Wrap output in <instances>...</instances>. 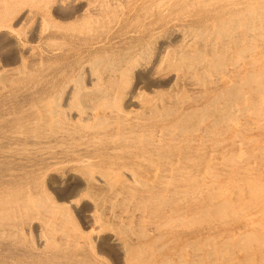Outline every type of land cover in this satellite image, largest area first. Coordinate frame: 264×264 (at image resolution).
<instances>
[{
	"label": "rangeland",
	"instance_id": "obj_1",
	"mask_svg": "<svg viewBox=\"0 0 264 264\" xmlns=\"http://www.w3.org/2000/svg\"><path fill=\"white\" fill-rule=\"evenodd\" d=\"M262 70L264 0H0V264H264Z\"/></svg>",
	"mask_w": 264,
	"mask_h": 264
},
{
	"label": "bare ground",
	"instance_id": "obj_2",
	"mask_svg": "<svg viewBox=\"0 0 264 264\" xmlns=\"http://www.w3.org/2000/svg\"><path fill=\"white\" fill-rule=\"evenodd\" d=\"M262 2H263V1H262ZM255 12H256V11H255ZM259 15H260V14H259ZM258 17H259V16H258ZM254 24H255V23H254ZM249 26H250V25H249ZM82 29H83V28H82ZM252 37H253V36H252ZM262 72H264V71L262 70ZM259 74H260V73H259ZM255 76H256V75H255ZM256 77H257V76H256ZM256 77H255V78H256ZM258 77H259V75H258ZM252 78H253V77H252ZM253 79H254V78H253ZM259 79H260V78H259ZM261 79H262V78H261ZM261 79H260V80H261ZM250 80H251V79H250ZM250 80H249V81H250ZM256 80H257V79H256ZM260 80H259V81H260ZM253 82H254V80H253ZM257 82H258V81H257ZM261 82H263V81H261ZM258 84H259V82H258ZM262 85H263V84H262ZM257 86H259V85H257ZM263 86H264V85H263ZM251 89H252V88H251ZM257 89H260V88L258 87ZM261 91L264 92V90H262V89H261ZM250 93H251V91H250ZM256 93L258 94V90H257ZM259 94L261 95V93H259ZM259 94H258V95H259ZM263 94H264V93H263ZM261 96H262V95H261ZM254 102H255V101H254ZM259 103H260V102H259ZM255 104H256V102H255ZM255 104H254V105H255ZM257 106H259V105H257ZM209 109H212V108H209ZM216 109L218 110L217 113H219V112L221 111V108H220V107H219V108L216 107ZM222 109H223V108H222ZM221 112H222V111H221ZM230 114H231V113H230ZM216 117H217V115H216ZM220 117H222V116H220ZM215 119H216V118H215ZM211 121H212V120H211ZM211 121H210V122H211ZM236 174H237V173H236ZM234 175H235V174H234ZM5 193H6V192H5ZM9 194H10V193H9ZM251 200H252V199H251ZM234 202H235V201H234ZM246 206H247V205H246ZM246 206H245V207H246ZM245 207H244V208H245ZM241 212H243V211H241ZM255 216H256V215H255ZM250 233H251V232H250ZM239 236H240V235H239ZM243 238H244V237H243ZM243 238H241L240 240H243ZM231 239H232V238H231ZM245 239H246V238H245ZM245 239H244V240H245ZM257 240H258V239H257ZM246 241L248 242V244H251V243L253 242L252 240H245V242H246ZM231 244H232V243H231ZM234 244H235V243H234ZM226 245H228V244H226ZM148 247H149V246H148ZM241 248H242V247H241ZM247 248H248V247H247ZM228 249H229V247H228ZM139 256H140V255H139ZM137 257H138V256H137ZM225 260H226V259H225ZM131 261H132V260H131ZM245 263H246V264H259L258 262H256L255 260H252V259L246 261ZM138 264H139V263H138ZM141 264H142V263H141Z\"/></svg>",
	"mask_w": 264,
	"mask_h": 264
}]
</instances>
